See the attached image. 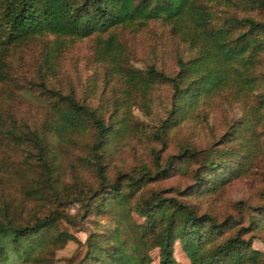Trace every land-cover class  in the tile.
I'll list each match as a JSON object with an SVG mask.
<instances>
[{"label":"rangeland","instance_id":"rangeland-1","mask_svg":"<svg viewBox=\"0 0 264 264\" xmlns=\"http://www.w3.org/2000/svg\"><path fill=\"white\" fill-rule=\"evenodd\" d=\"M207 4L216 22L229 14L264 18V0H209ZM109 31L123 45V63L136 68L153 65L173 72L175 55L190 53L171 25L160 19L143 25L120 24ZM96 35H33L8 44L1 57L6 74L0 79V220L26 224L46 214L55 218L44 243L19 264H77L84 256L88 235L109 233L116 225L115 214L90 204L101 189L88 149L93 128L67 142L50 134L46 156L56 168L52 186L44 182L29 132L47 131L54 100L50 87L74 92L79 100L98 106L105 116L113 103L118 107L115 119L120 129L109 138L103 157L111 181L118 172H129L143 163L153 167L154 150H159L161 162L170 157L173 168L141 188L142 197L154 188L161 195L172 194L188 202L197 213L236 220L237 226L254 217L260 219L242 230L245 237L251 236V249L259 256L242 264H264V213L260 215L256 208L264 205V52L252 69L257 77L252 90L239 98L230 89L204 97L191 115L162 131L159 125L169 107L170 84L154 81L140 89L109 73L106 78V64L94 52ZM186 147L200 150L181 155ZM225 148L233 150L225 157L239 161L244 170L213 191L196 189L194 174L205 154L214 158L216 150ZM130 220L140 223L143 218L131 211L122 224L121 236L129 239L137 231ZM62 232L68 237L54 238ZM145 251L146 264H159V249L153 242L147 243ZM174 256L182 264L189 263L179 239L174 241Z\"/></svg>","mask_w":264,"mask_h":264},{"label":"trees","instance_id":"trees-1","mask_svg":"<svg viewBox=\"0 0 264 264\" xmlns=\"http://www.w3.org/2000/svg\"><path fill=\"white\" fill-rule=\"evenodd\" d=\"M207 1L0 0V79L6 74V63L1 57L12 42L46 33L58 36L97 33L94 52L96 58L106 64V78L109 73L124 83H135L140 89L150 87L154 81L170 84L169 107L159 125L166 131L191 115L202 98L224 89L232 90L234 97L239 98L256 83L252 69L259 54L264 52V18L229 14L216 22ZM151 19L169 23L190 50L186 56L175 55L173 72L153 65L145 69L125 65L123 45L109 31L120 24L143 25ZM105 32L108 33L103 36ZM47 89L54 97L47 131L29 132L36 147L34 154L43 169L44 182L52 186L51 175L56 168L46 156L50 134L67 142L93 128V140L88 149L101 189L94 193L95 200L90 204L116 215V225L111 232L88 235L84 256L77 264H146L149 258L145 249L149 242L159 249V264H182L174 256L175 239H179L188 264H242L257 259L259 252L251 249V236L245 237L242 230L259 223L260 219L254 217L248 224L237 226L236 220H217L208 212L197 213L188 202L172 194L161 195L154 188L142 197L141 188L160 180L173 168L170 157L161 162L159 150H154L153 167L143 163L129 172H118L111 181L105 174L103 157L109 138L120 129L115 119L118 107L113 103L105 116L98 106L79 100L72 91ZM199 150L186 147L181 155L191 156ZM232 151V148L216 150L214 158L205 154L194 174L196 189L213 191L221 182L244 170L239 161L232 162L225 157ZM135 197L137 199L131 203ZM90 204L85 202L88 208ZM256 208L260 215L264 213V205ZM131 211L143 220L140 223L130 220L137 231L129 239L121 234L122 224ZM54 220L50 214L26 224L0 220V264L29 260L44 243ZM232 227H235L233 233L227 234ZM67 237L62 232L54 238Z\"/></svg>","mask_w":264,"mask_h":264}]
</instances>
